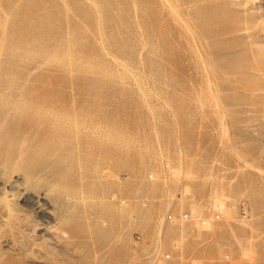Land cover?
<instances>
[{"label":"rangeland","instance_id":"1","mask_svg":"<svg viewBox=\"0 0 264 264\" xmlns=\"http://www.w3.org/2000/svg\"><path fill=\"white\" fill-rule=\"evenodd\" d=\"M224 255L264 264V0H0V264Z\"/></svg>","mask_w":264,"mask_h":264},{"label":"built area","instance_id":"2","mask_svg":"<svg viewBox=\"0 0 264 264\" xmlns=\"http://www.w3.org/2000/svg\"><path fill=\"white\" fill-rule=\"evenodd\" d=\"M239 209H240L241 216L243 218H245L247 216V205H246V203L242 202L239 206ZM216 218H219V216L217 215ZM165 219H166V221H168L169 223H172V224H179L182 221H190L193 223H201V224L206 223L205 220H201L200 216H192L190 213H183V214H177V215L169 213L165 216ZM148 256L150 258H152L154 261H156L160 257L158 248H156V247L153 248L150 251ZM169 258H170L169 254L163 255V259L168 260ZM228 262H229V256L224 255L219 260L218 264H228Z\"/></svg>","mask_w":264,"mask_h":264},{"label":"bare ground","instance_id":"3","mask_svg":"<svg viewBox=\"0 0 264 264\" xmlns=\"http://www.w3.org/2000/svg\"><path fill=\"white\" fill-rule=\"evenodd\" d=\"M8 196V195H7Z\"/></svg>","mask_w":264,"mask_h":264}]
</instances>
